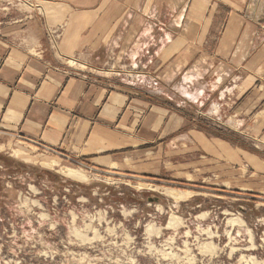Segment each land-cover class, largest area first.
Listing matches in <instances>:
<instances>
[{"label":"rangeland","instance_id":"374dc122","mask_svg":"<svg viewBox=\"0 0 264 264\" xmlns=\"http://www.w3.org/2000/svg\"><path fill=\"white\" fill-rule=\"evenodd\" d=\"M53 1L0 0V33H20L17 42L30 49L44 42L43 2ZM123 1L112 17L110 39L101 40L95 50L64 57L58 45L67 24L50 32L48 54L56 56L55 67L138 91L184 119L181 131L199 132L210 143L218 139L238 154L264 161V140L253 129L260 106L246 115L245 99L213 89L230 74L217 72L223 59L213 55L229 13L219 9L223 3ZM193 8L201 9L206 23L213 20L204 44L196 42L204 24L190 22ZM185 10L187 46L176 40L181 33L176 20ZM258 25L252 52L264 43V21ZM169 34L174 39L170 46ZM231 83L226 82L228 93ZM13 142H0V264H264V179H250L253 168L239 156L229 161L203 150L178 157L156 151L153 173L113 174L33 145L24 149L27 155L16 157L13 149L24 142ZM52 159L59 166L40 163ZM63 167L82 171L88 179L65 177L59 172ZM167 190L185 198L176 201Z\"/></svg>","mask_w":264,"mask_h":264},{"label":"crops","instance_id":"0c3cea01","mask_svg":"<svg viewBox=\"0 0 264 264\" xmlns=\"http://www.w3.org/2000/svg\"><path fill=\"white\" fill-rule=\"evenodd\" d=\"M220 1L223 4L218 5L219 9L223 6L229 13L213 55L223 59L217 72L225 75L228 70L230 74L228 79L215 82V88L213 83L210 86L220 95H231L237 101L245 99L243 113L246 115H252L260 106L253 129L264 140V84H256L264 83V43L258 51L250 49L258 36L253 27L264 21V0ZM43 3L45 15L40 16V40L43 38L44 42L30 49L17 42L20 33H0V142L9 141L12 146L17 136H22L113 174L153 173L157 164L153 160L159 161L158 156H153L156 151L178 157L185 155V151L198 153L203 150L229 161H237L239 156L253 168L250 179H264L263 160L243 151L238 154L218 139L210 143L199 132L181 131L184 119L143 98L138 91L117 89L101 79L62 72L55 67L56 56L48 54L50 32L59 31L61 25L67 24L58 45L64 57L95 50L104 43L101 40L110 39L112 17L124 7L123 0ZM193 10L190 22L204 24L196 42L204 44L213 20L206 23L205 14L200 15L201 9ZM185 12L187 10L176 20L181 30L176 40L187 46L189 34L184 32L187 33L189 26L184 25ZM169 37L171 40V35ZM173 42L174 39L168 46ZM225 79L232 81L229 93ZM233 118L239 120V114L235 113ZM19 144L13 149L14 156L27 155L25 150L29 146ZM182 162L180 159L177 164Z\"/></svg>","mask_w":264,"mask_h":264},{"label":"bare ground","instance_id":"6f19581e","mask_svg":"<svg viewBox=\"0 0 264 264\" xmlns=\"http://www.w3.org/2000/svg\"><path fill=\"white\" fill-rule=\"evenodd\" d=\"M41 163L45 165L48 168H56L58 163L52 159V160H42ZM59 172L64 175L65 177H68L70 179L79 180V181H86L88 179L87 175H85L84 172L71 169V168H60ZM166 195L170 196L172 199L176 201H180L185 198V195H180L178 192L174 190H167Z\"/></svg>","mask_w":264,"mask_h":264},{"label":"built area","instance_id":"2783aa9c","mask_svg":"<svg viewBox=\"0 0 264 264\" xmlns=\"http://www.w3.org/2000/svg\"><path fill=\"white\" fill-rule=\"evenodd\" d=\"M16 140H20V141H23L24 143H21V144H24V145H33L35 148H37L38 150L40 149L42 152H46V153H51V154H54V155H57V156H60V157H63L64 159L68 160L69 162H73V163H76V164H79L78 162L74 161V159L70 158L69 156H66L62 153H60L58 150L56 149H53V148H49V147H46L38 142H31L30 140H27L25 138H23L22 136H17ZM30 147V146H29ZM32 148V147H31Z\"/></svg>","mask_w":264,"mask_h":264},{"label":"water","instance_id":"95a60500","mask_svg":"<svg viewBox=\"0 0 264 264\" xmlns=\"http://www.w3.org/2000/svg\"><path fill=\"white\" fill-rule=\"evenodd\" d=\"M149 202H155V203H157V202H160V199L159 198H151V199H149Z\"/></svg>","mask_w":264,"mask_h":264}]
</instances>
